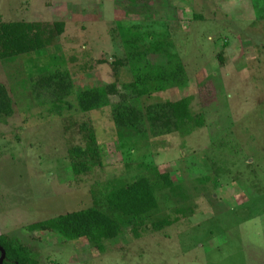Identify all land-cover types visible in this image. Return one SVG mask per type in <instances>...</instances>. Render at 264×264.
<instances>
[{"label":"rangeland","instance_id":"rangeland-1","mask_svg":"<svg viewBox=\"0 0 264 264\" xmlns=\"http://www.w3.org/2000/svg\"><path fill=\"white\" fill-rule=\"evenodd\" d=\"M117 1L0 0L4 22L38 24L53 34L43 51L0 60V83L10 88L16 106L0 123V235L36 246L41 264H264V20L256 18L253 0H154L163 9L149 22H119ZM56 22L65 25L60 36ZM135 37L137 51L166 43L188 78L185 86L145 102L192 97L203 128L150 141L116 130L108 108L80 113L75 97L60 116L38 106L28 74L39 68L68 69L76 92L116 78L132 82V68L113 63L126 57L125 43ZM148 59L167 63L164 55ZM88 131L94 132L100 164L75 176L68 150L86 146ZM165 173L180 189L175 195L157 191L159 207L146 226L137 235L124 228L104 242L103 252L84 240L28 231L59 215L105 209L113 189ZM187 207L188 216L152 229L151 222Z\"/></svg>","mask_w":264,"mask_h":264},{"label":"trees","instance_id":"trees-1","mask_svg":"<svg viewBox=\"0 0 264 264\" xmlns=\"http://www.w3.org/2000/svg\"><path fill=\"white\" fill-rule=\"evenodd\" d=\"M122 9L121 20L152 21L154 14L163 9L152 0H118ZM256 18L264 20V0H253ZM262 5V7H261ZM52 26L60 36L64 32L63 22ZM38 24L4 22L0 16V60L10 62L22 56L43 51L52 39V33L42 32ZM138 37L126 41L128 53L116 61L118 67L130 66L133 81L119 83L116 78L109 85L87 88L76 92L73 76L63 66L28 74L34 100L40 107L58 116L71 110L69 99L75 97L76 109L82 114L109 109L111 122L118 131L134 133L140 139H155L180 135L184 138L205 125L202 113H195L193 98L185 97L172 102L146 103L153 94L165 93L188 83L186 71L176 55L170 54L169 46L160 42L151 44L144 51H137ZM166 48V49H164ZM149 55H164L165 65H153ZM56 59V58H54ZM86 71L85 68L82 69ZM36 71V69H35ZM16 112L10 88L0 83V123L6 122ZM80 127L88 130L82 123ZM86 146H75L68 150L71 168L75 176L87 174L100 164V150L93 131H88ZM180 185L174 183L169 174H158L155 178L139 177L132 183L118 187L105 196V209L92 206L79 211L59 215L47 221L28 226V231H49L70 242L86 241L95 251H104V242L116 240L124 228L137 230L146 226L151 214L159 207L157 191L166 190L174 195ZM182 208V207H180ZM176 209V217L163 216L151 222L152 229L161 231L178 221L177 216H188L190 208ZM187 211V212H186ZM0 246L5 251L4 264H41L38 248L22 243L16 236L0 235Z\"/></svg>","mask_w":264,"mask_h":264},{"label":"water","instance_id":"water-1","mask_svg":"<svg viewBox=\"0 0 264 264\" xmlns=\"http://www.w3.org/2000/svg\"><path fill=\"white\" fill-rule=\"evenodd\" d=\"M4 259H5V252H4V250L0 247V264H3Z\"/></svg>","mask_w":264,"mask_h":264},{"label":"flooded vegetation","instance_id":"flooded-vegetation-1","mask_svg":"<svg viewBox=\"0 0 264 264\" xmlns=\"http://www.w3.org/2000/svg\"><path fill=\"white\" fill-rule=\"evenodd\" d=\"M2 235V234H1ZM1 247V246H0ZM2 248V247H1ZM3 249V248H2ZM5 252V251H4ZM5 260V259H4ZM3 264H4V261H3Z\"/></svg>","mask_w":264,"mask_h":264}]
</instances>
